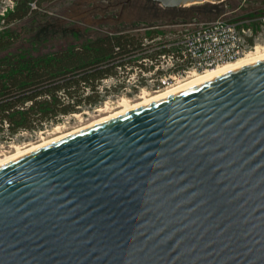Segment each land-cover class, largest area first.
Segmentation results:
<instances>
[{
	"label": "water",
	"instance_id": "95a60500",
	"mask_svg": "<svg viewBox=\"0 0 264 264\" xmlns=\"http://www.w3.org/2000/svg\"><path fill=\"white\" fill-rule=\"evenodd\" d=\"M0 264H264V60L0 166Z\"/></svg>",
	"mask_w": 264,
	"mask_h": 264
},
{
	"label": "trees",
	"instance_id": "16d2710c",
	"mask_svg": "<svg viewBox=\"0 0 264 264\" xmlns=\"http://www.w3.org/2000/svg\"><path fill=\"white\" fill-rule=\"evenodd\" d=\"M54 1L15 0L8 22L31 20L32 25V19L47 16L44 7ZM144 1V11H154L152 16L157 17L159 5ZM152 26L157 25L115 29L42 55H34L29 46L22 45L0 58V134L12 138L21 132H36L82 108L100 105L105 97L99 89L103 80L125 75L127 68L135 64L131 56L141 51L144 38L161 33L143 30ZM20 42L21 33L8 28L0 34V51L13 49Z\"/></svg>",
	"mask_w": 264,
	"mask_h": 264
},
{
	"label": "rangeland",
	"instance_id": "374dc122",
	"mask_svg": "<svg viewBox=\"0 0 264 264\" xmlns=\"http://www.w3.org/2000/svg\"><path fill=\"white\" fill-rule=\"evenodd\" d=\"M243 3L249 7L242 9L243 17L264 14V0H221L215 3L187 5L170 11L158 6L159 10L155 11L157 17L152 16L154 11H144L143 7L147 4L144 0H57L45 5V18L32 19L35 20L32 25L29 20L13 23L8 27L21 33V42L13 49L0 51V58L15 52L22 45L29 46L34 55L62 50L115 29L132 30L148 25L169 26L186 23L200 25L219 18L238 19L241 17L240 12L236 13L234 10ZM262 51L264 53V50ZM125 77L126 75L120 73L119 77L103 80L99 89L105 97L97 107L82 108L78 113L61 117L56 123L48 124L36 132H21L12 138L0 134V159L15 152L17 148L25 149L100 120L123 109L124 100L131 104L146 97L135 91L132 85L139 76L131 74L121 82Z\"/></svg>",
	"mask_w": 264,
	"mask_h": 264
},
{
	"label": "built area",
	"instance_id": "2783aa9c",
	"mask_svg": "<svg viewBox=\"0 0 264 264\" xmlns=\"http://www.w3.org/2000/svg\"><path fill=\"white\" fill-rule=\"evenodd\" d=\"M15 7V0H0V34L13 24L8 22V16ZM243 8L249 7L243 3L234 10L240 12L238 19L219 18L200 25H157L143 29L161 33L144 38L141 51L131 56L135 64L127 68L121 82L131 74L137 75L138 80L132 84L135 91L150 96L175 88L197 74L264 50V14L243 17Z\"/></svg>",
	"mask_w": 264,
	"mask_h": 264
},
{
	"label": "bare ground",
	"instance_id": "6f19581e",
	"mask_svg": "<svg viewBox=\"0 0 264 264\" xmlns=\"http://www.w3.org/2000/svg\"><path fill=\"white\" fill-rule=\"evenodd\" d=\"M261 60L262 61L264 60V53L261 50H257V52L251 53V54L247 55L246 57H244L243 59H241L237 62H234V63L231 62V63L225 64V65L218 66L217 68L210 69L205 73L197 74L193 78L188 80L187 82H185V83H183V84H181L175 88L168 89V90L163 91L161 93L146 96L141 101L130 104L127 100H124L123 101V106H124L123 109L118 110L114 113H111V114L105 116L104 118H102L100 120H97V121L91 122L89 124L83 125L79 128H76L72 131H69L67 133L64 132L62 134H59V136H56V137L51 138L49 140H44L40 143L34 144L33 146L31 145L25 149L17 148L15 152L8 154V155H5L4 157H2L0 159V166L5 165L7 163H10L14 160H17L18 158L25 156V155H27V154L35 151V150H38L40 148H43L44 146H46L48 144H52V143H55L59 140L66 138V137H69L70 135L72 136V135L80 133L82 131H86L87 129H90L92 127H95V126L101 125L103 123L109 122V121H111L115 118H118L124 114H127L129 112L141 109L143 107L154 104L160 100L169 98V97L174 96L176 94L183 93L193 86L199 85L201 83L207 82V81L212 80V79L217 78V77L219 78L222 75L233 72V71L238 70L240 68H243L245 66L254 64V63L259 62Z\"/></svg>",
	"mask_w": 264,
	"mask_h": 264
}]
</instances>
